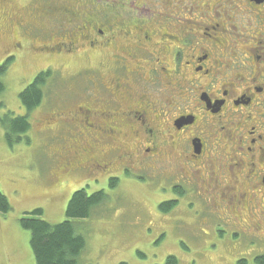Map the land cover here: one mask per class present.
Segmentation results:
<instances>
[{"label": "flooded vegetation", "instance_id": "obj_1", "mask_svg": "<svg viewBox=\"0 0 264 264\" xmlns=\"http://www.w3.org/2000/svg\"><path fill=\"white\" fill-rule=\"evenodd\" d=\"M5 35L45 64L43 101L21 104L64 141L60 183L147 173L161 212L264 243V0H0Z\"/></svg>", "mask_w": 264, "mask_h": 264}, {"label": "rangeland", "instance_id": "obj_2", "mask_svg": "<svg viewBox=\"0 0 264 264\" xmlns=\"http://www.w3.org/2000/svg\"><path fill=\"white\" fill-rule=\"evenodd\" d=\"M7 40V35L0 36V64L11 56L15 58L1 75L5 91L0 94V188L9 198L11 210L0 213V264H37L30 231L22 228L19 219L26 211L41 208L40 218L53 224L64 221L72 193L83 187L89 194L104 189L108 197L89 218L75 221L86 239L80 264H164L170 255L178 258V264H238L240 259L255 264V256L264 250L263 242L233 238L226 225H208L204 212L184 203L168 213L161 212L156 209L157 194L147 173L133 180L134 176L126 172L122 176L107 171V175H98L99 182L79 173L60 183L54 143L60 147L64 141L55 142L52 134L43 131L39 111L28 115L31 128L10 144L1 117L27 115L20 94L45 64L29 63L22 55L5 52ZM77 69L74 65L62 76ZM55 73L58 78L53 79L51 87L60 93L64 88L62 71ZM112 176H119L120 181L111 189Z\"/></svg>", "mask_w": 264, "mask_h": 264}, {"label": "trees", "instance_id": "obj_3", "mask_svg": "<svg viewBox=\"0 0 264 264\" xmlns=\"http://www.w3.org/2000/svg\"><path fill=\"white\" fill-rule=\"evenodd\" d=\"M13 61L12 57L0 64V94L5 91V85L1 75L7 70L9 63ZM44 73L39 74L37 78L27 85L20 94V100L27 105L28 110L39 105L43 101L44 89L42 88ZM3 105L0 102V106ZM5 133L10 144L13 138L20 139L24 133L31 128V122L28 115L13 116L9 114L1 117ZM116 178H112L110 188L116 187ZM108 197V194L101 189L99 191L88 193L87 188L83 187L72 193L67 204L65 212L66 220L53 224L39 217L42 215L41 208L32 211H26L22 216L20 224L22 228L30 231V245L34 253L35 263L37 264H80L79 257L86 245V239L78 231L77 220L89 218L93 210L100 206ZM176 204V203H174ZM173 202L167 203L162 210L168 212L174 207ZM11 204L9 198L0 188V213L9 212ZM247 260L240 259L238 264H247ZM255 264H264V254L257 255L254 258ZM125 264V263H121ZM164 264H178V258L174 255L168 256Z\"/></svg>", "mask_w": 264, "mask_h": 264}, {"label": "water", "instance_id": "obj_4", "mask_svg": "<svg viewBox=\"0 0 264 264\" xmlns=\"http://www.w3.org/2000/svg\"><path fill=\"white\" fill-rule=\"evenodd\" d=\"M258 1H261V0H258Z\"/></svg>", "mask_w": 264, "mask_h": 264}]
</instances>
